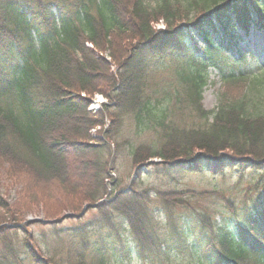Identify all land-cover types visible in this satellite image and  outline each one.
I'll use <instances>...</instances> for the list:
<instances>
[{
    "label": "trees",
    "instance_id": "1",
    "mask_svg": "<svg viewBox=\"0 0 264 264\" xmlns=\"http://www.w3.org/2000/svg\"><path fill=\"white\" fill-rule=\"evenodd\" d=\"M258 29L264 0H0V171L21 188L12 205L0 196V209L41 207L47 219L95 209L109 230L92 243L89 261L79 251L75 264H107L133 247L141 258L177 251L205 264H264V191L230 221L222 209L189 202L217 196L231 206L217 190H156L161 224L149 189L133 181L118 189L113 183L108 193L106 184L119 148L116 142L110 151L108 140L126 116L138 133L152 134L129 150L137 176L264 173V106L253 103L254 94L264 101V63L243 69L253 53L241 45ZM165 60L182 66L177 83L145 92V73ZM210 67L227 87L205 108ZM95 93L107 102L90 110ZM115 216L122 218L117 226ZM6 229L0 264L16 259ZM73 229L84 245V225ZM20 242L32 263L51 264L29 236Z\"/></svg>",
    "mask_w": 264,
    "mask_h": 264
},
{
    "label": "rangeland",
    "instance_id": "2",
    "mask_svg": "<svg viewBox=\"0 0 264 264\" xmlns=\"http://www.w3.org/2000/svg\"><path fill=\"white\" fill-rule=\"evenodd\" d=\"M150 5H153L157 0H146ZM188 0H179L182 5H185ZM193 10L187 12L189 16L193 15ZM158 27H163L162 22L156 23ZM43 30H46L42 26ZM35 37H39L41 31L36 28L34 30ZM247 41L241 43L243 47L252 50V58H248L249 67H244L247 70H256L258 63H264V30H252L251 35L248 36ZM155 71L146 72L144 76L145 92H150L159 87H167L168 84L174 87L177 83L178 73L181 72L178 62L174 60H165L159 62ZM149 65L153 66V60L149 62ZM150 69V68H149ZM209 76L207 78V84L202 89V105L205 108H211L217 105L221 92L227 87L222 83L218 69L216 67H210L208 70ZM169 85V86H170ZM239 84L231 85L235 88ZM177 86V85H176ZM245 86V84L243 85ZM229 87V88H231ZM230 90V91H232ZM235 91V90H233ZM95 94L93 95V97ZM253 96V95H252ZM253 96V103L256 102L259 106H264V101ZM1 103L3 101L1 100ZM121 126L118 128V132L109 139L110 151L114 150L115 143H119L117 153L114 152L111 166L112 169L109 172L112 178L107 177L106 184L108 185V193L113 187V183L116 184L115 188H127L134 181L137 189H149L150 200L149 207H153L158 216V221L163 224L165 214L159 211V204L156 203V190L172 189L182 191L183 189H196V190H217L227 197L231 202V206L221 201L217 196H204L193 197L189 199L192 206L196 209L210 208L212 211L216 209H222L225 211V217L232 221L240 218L247 210L250 202L258 195L259 192H263L264 188V173L262 171H247L238 173L228 171L224 175H210L207 172H184L182 174L171 173V175H165L163 173H152L146 171H139V176L134 172V168L130 159V148L137 145L138 142L148 140L152 137L150 132H137L135 127V120L132 117H124ZM109 120L105 126H109ZM97 129V128H96ZM93 132V131H92ZM95 132V131H94ZM93 132V133H94ZM108 156V152L104 154V157ZM155 160V159H154ZM114 188V187H113ZM20 184L6 178L3 171H0V196H2L7 202L12 205L18 199V193L20 191ZM230 207V208H229ZM233 207V209H231ZM175 210V209H174ZM234 211V212H233ZM161 214H159V213ZM177 215L184 213V210L176 209L174 211ZM65 214V213H64ZM59 217V216H58ZM45 219L46 212L41 207H24L20 212L14 211L12 214L0 209V227L7 226L8 235L13 249H15L16 259L14 261L6 260L5 264H34L30 258L23 252L21 248V238L29 236L31 245L39 252L40 256L47 259L51 264H75L77 263V254L82 251L85 255V259L89 261L91 256L92 243L98 239L99 236H104L109 227L100 222L99 217L96 215V210L90 208L86 210L79 217H66L63 220L57 222L54 226L50 224H42L37 219ZM54 219V218H53ZM122 218L115 216L113 221L117 226V222H120ZM83 224L84 228L88 232L85 237L84 245L77 239L73 233L74 227ZM17 225L13 228L12 226ZM10 226V227H9ZM4 244L0 240V262L3 255H5ZM107 264H205L204 261L192 257L187 252L179 253L177 251H171L164 257L153 258H141L136 248L133 247L131 252L127 255L116 254L109 257Z\"/></svg>",
    "mask_w": 264,
    "mask_h": 264
},
{
    "label": "water",
    "instance_id": "3",
    "mask_svg": "<svg viewBox=\"0 0 264 264\" xmlns=\"http://www.w3.org/2000/svg\"><path fill=\"white\" fill-rule=\"evenodd\" d=\"M85 209H86V206H84V208L82 209V211L80 212V213H78L77 215H73V214H71V213H66L64 216H61V217H59V218H55V219H37L39 222H41V223H43V224H45V223H49V224H52V223H56V222H59V221H61V220H63L64 218H66V217H70V216H74V217H76L77 218V216H80V215H82L84 212H85Z\"/></svg>",
    "mask_w": 264,
    "mask_h": 264
}]
</instances>
